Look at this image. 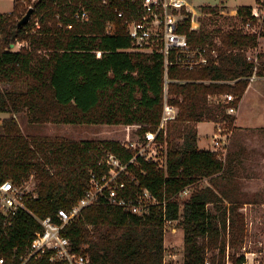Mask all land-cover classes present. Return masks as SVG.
Here are the masks:
<instances>
[{
  "label": "trees",
  "instance_id": "trees-1",
  "mask_svg": "<svg viewBox=\"0 0 264 264\" xmlns=\"http://www.w3.org/2000/svg\"><path fill=\"white\" fill-rule=\"evenodd\" d=\"M100 1L33 0L30 19L21 26L18 23L29 9L24 12L20 0H13L10 13L0 14V114L9 115L0 121V182L10 180L18 186L31 182L35 195L2 237L0 255L7 262L15 253H23L41 231L36 219L50 217L57 222L59 209L69 212L84 196L88 173L100 172L103 153L122 162L132 156L117 141L25 136L18 119L28 127L139 126V135L155 131L159 124L163 59L129 52L130 41L113 4L102 6ZM79 6L89 13L87 23L75 18ZM250 13L251 7H239L240 26L218 35L202 27L190 30L189 20L181 25L179 32L191 45L213 46L219 40L217 63L194 71L168 68L167 94L178 116L167 128L166 170L148 163L132 168L140 183L131 186L134 192L145 188L159 199L164 195L170 199L190 187L187 196L170 203L167 214L168 219L178 220L175 226L183 234V264H204L205 252L215 249L218 256L212 255L209 264H224L225 234L229 233V247L243 234L235 193L241 161L227 152L222 162L215 153L199 150L196 126L229 125L235 118L225 113L221 96H234L232 105L238 106L255 68V76L264 77V53L255 54L257 64L246 55L257 49L264 27L259 34H246L240 28ZM18 43L25 46L15 50ZM96 52H101L100 58ZM124 193L129 197L127 190ZM160 214L153 207L139 216L118 207L93 205L82 209L61 235L72 252L87 256L91 264H164ZM229 255L233 264L242 263L243 258ZM31 264L49 263L43 259Z\"/></svg>",
  "mask_w": 264,
  "mask_h": 264
},
{
  "label": "built area",
  "instance_id": "built-area-1",
  "mask_svg": "<svg viewBox=\"0 0 264 264\" xmlns=\"http://www.w3.org/2000/svg\"><path fill=\"white\" fill-rule=\"evenodd\" d=\"M69 2L71 0H68ZM119 3L120 6H115ZM113 4L114 12L122 20V27L130 41L129 52L142 53L147 55H159L163 59L164 65V88L163 107L159 124L155 131H146L142 135L136 134L132 140L122 142L121 145L132 153L127 162H122L115 155L105 152L98 162L100 172L90 170L88 173V183L84 196L71 208L69 212L59 209L56 214L57 222L50 217L36 219L41 231L36 232L26 250L15 253L10 262H7L0 255V264H31L32 262L46 259L49 264H91L85 255H78L71 251L68 239L61 235L63 228L74 221L81 213L82 209L93 205H107L118 207L124 212L142 216L155 208L161 214L165 234L172 231V235L177 233V229L172 228L178 220L167 218L169 205L178 198L187 196L190 187L185 188L174 198L161 199L152 195L145 188L134 192L131 187H137L140 183L132 168H140L141 163L155 164L159 169L166 170V133L168 125L176 121L178 108L169 102L167 94V72L169 67H175L183 71L200 70L207 67L210 62L217 63V47L220 42L217 40L213 46L191 45L186 36L179 32L181 25L189 20L190 30H197L194 20V8L191 0H101L100 5L109 6ZM189 14V18H188ZM76 20L81 23L89 21V13L85 7L79 6ZM264 27V3L251 9L250 17L241 24V30L246 34H259ZM36 28L38 24L36 23ZM109 29V28H108ZM115 29L112 31L114 33ZM111 32V33H112ZM247 55V59L257 64V56ZM96 57H101V52H96ZM255 71L249 81L255 79ZM220 102L227 106L225 113L234 116L237 113V106L232 104L235 97L232 95L221 96ZM225 122H216L215 130L211 139V152L217 158L225 162L227 156L228 140L226 129L222 127ZM139 129V126H132ZM137 131V130H136ZM162 136V140H159ZM226 150L225 154L219 156L217 153ZM142 175L144 173L140 172ZM127 190L129 197L124 191ZM35 198L33 188L27 184L15 185L7 180L0 182V248L2 237L6 234L7 228L13 223L14 216L20 210H26V202ZM169 231L167 232V230ZM241 264H258L255 254L245 252L241 256ZM254 257V258H253ZM175 260L173 258H168ZM171 262V261H170ZM210 262L205 261L204 264ZM164 264H169L164 260ZM183 264V261L180 263ZM224 264H233L226 255Z\"/></svg>",
  "mask_w": 264,
  "mask_h": 264
},
{
  "label": "rangeland",
  "instance_id": "rangeland-1",
  "mask_svg": "<svg viewBox=\"0 0 264 264\" xmlns=\"http://www.w3.org/2000/svg\"><path fill=\"white\" fill-rule=\"evenodd\" d=\"M20 2L25 12L30 8L33 0H20ZM254 2L255 0H191V6L195 11L194 20L197 27H202L218 35L227 32L232 27L240 26L236 15L232 12L234 8L242 5H252ZM258 2V5H260L264 3V0H258ZM206 8H214L216 11L211 14L203 13L204 11L202 10ZM12 9L13 0H0V14H7ZM23 45L25 46V43H18L14 48L18 50ZM262 45L264 46V40ZM259 51L264 52L262 50ZM259 51L257 49L248 50L247 54L254 56ZM252 84L261 88V92L264 94L263 79L255 80ZM253 101V99L249 98L247 102L250 104ZM247 102L246 104L248 105ZM248 106L243 107L240 113L241 118L245 119L242 121L247 126L259 125L258 127H237L235 120L229 125L224 124L223 126L222 124V127L226 129V134H228V140L224 141L226 142L227 152L235 155L241 161L236 172L235 193L239 201L236 205L238 206L237 211L243 216V234L235 240L234 246L230 245L229 247L228 245L229 233L227 232L226 236H224L226 241L225 254L230 257L229 254L231 253L234 258L240 259L245 252L254 253L258 264H264V107L258 106L256 109L251 104ZM233 117L236 118V115ZM4 118L8 117H2L0 121ZM16 118L18 119L19 117ZM18 121L25 136L30 135L36 138L59 137L75 141H117L122 143L134 139L138 131V128L135 129L132 126L49 124L28 127L24 121H20V119ZM197 129L203 146L205 135L211 137L214 133V123L204 122L198 124ZM225 152L226 150L221 149L217 154L221 156ZM202 184L205 183L202 182ZM27 186L33 188L31 182L27 183ZM225 206H229V204L226 202ZM172 228L177 229L176 234L172 235V231L168 232L169 229L167 230L168 233H164V260L166 258L169 264H180L183 261V234L176 226ZM217 253L216 249L207 250L205 252L206 261L211 263V256L215 255L217 258ZM174 256L175 260L168 259Z\"/></svg>",
  "mask_w": 264,
  "mask_h": 264
},
{
  "label": "crops",
  "instance_id": "crops-1",
  "mask_svg": "<svg viewBox=\"0 0 264 264\" xmlns=\"http://www.w3.org/2000/svg\"><path fill=\"white\" fill-rule=\"evenodd\" d=\"M258 4H259L258 0H255V2L252 5L250 4V5H242V6L251 7V9H255ZM239 7H241V6H237L236 8L233 9V11H232L233 14L237 15V9ZM263 40H264L263 37L259 39V43H258V47H257L258 51L259 50L264 51V46L262 45V41ZM259 52L260 53H264V52H261V51H259ZM258 79H263L264 80V77H255V79L249 83L247 89L245 90V92H244V94H243V96H242V98H241V100H240V102L238 104L236 118H235V125L237 127L241 126V127H251V128H253V127H258L259 126V125L247 126V124L242 121V120H245V119H242L241 116H240V113H241L243 107L248 106L250 104L252 105L253 108H256V109H257L258 106L264 107V94H263V92H261L262 89L254 86L252 84L255 80H258ZM249 98L254 100L250 104L247 102L249 100ZM246 102L248 103V105L246 104ZM0 117H1L0 119H2V117H9V116H8V114H0ZM213 123H214V130H215V124L216 123L215 122H213ZM198 124H201V123H198ZM198 124H197V126H198ZM197 126H196V129H197ZM212 135H211V137L208 136V135H205L206 136L205 142H204V145L202 146V142L199 139L200 135H199L198 129H197V148L199 150H202V151H211ZM231 155H233V154H231ZM233 156H235V155H233ZM202 182L205 183L206 185L208 184L207 180H203Z\"/></svg>",
  "mask_w": 264,
  "mask_h": 264
},
{
  "label": "water",
  "instance_id": "water-1",
  "mask_svg": "<svg viewBox=\"0 0 264 264\" xmlns=\"http://www.w3.org/2000/svg\"><path fill=\"white\" fill-rule=\"evenodd\" d=\"M31 13H32V10L29 9L27 13L24 15V17L19 21L18 25L21 26V25L27 24L30 19Z\"/></svg>",
  "mask_w": 264,
  "mask_h": 264
}]
</instances>
